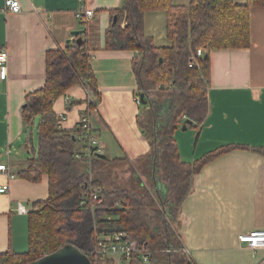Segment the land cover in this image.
Wrapping results in <instances>:
<instances>
[{"label":"crops","instance_id":"crops-1","mask_svg":"<svg viewBox=\"0 0 264 264\" xmlns=\"http://www.w3.org/2000/svg\"><path fill=\"white\" fill-rule=\"evenodd\" d=\"M5 1L0 0V51L7 49L9 60L8 75L5 80L0 78V164L10 169L13 178L0 173V188L10 187L6 194L0 193V254H23L29 249L28 214L33 203L48 199L49 179L44 176L33 183L19 177L31 158L25 144L24 149L18 147L27 136L22 108L29 94L44 88L49 58L58 53L65 59L69 47L77 42L72 32L84 31L81 37L87 41L101 99L92 111L86 104V87L82 83L71 86L54 102L56 115L68 117L64 128L73 130L87 114L102 156L115 161V166L139 164L142 185L150 190L144 174L149 160L144 158L151 148L138 125L142 108L136 102L140 91L133 61L139 53L109 50L106 44L112 12L121 9L126 0H18L19 14L6 12ZM192 1L172 0V5L184 7ZM233 1L238 6L248 2ZM82 4L95 12L88 23L76 16ZM144 33L158 48L172 46L165 11L145 14ZM54 59L57 66L59 59ZM210 62L207 118L199 129L187 125L188 136L175 133L184 163H193L223 146L264 148V8L251 10V46L214 50ZM69 68L71 61L64 69ZM169 107L168 101L157 106L165 109L164 114ZM81 143L76 148L85 158ZM129 180L138 187L132 175ZM19 204L27 209L26 214L18 212ZM176 222L192 264H264V249L252 250L239 242L242 234L264 231V157L234 150L207 164L195 176ZM71 226L78 227L73 222Z\"/></svg>","mask_w":264,"mask_h":264},{"label":"trees","instance_id":"trees-1","mask_svg":"<svg viewBox=\"0 0 264 264\" xmlns=\"http://www.w3.org/2000/svg\"><path fill=\"white\" fill-rule=\"evenodd\" d=\"M256 7L264 8V0H248L244 6L235 5L233 0H193L184 7L173 6L172 0H126L121 9L112 12V25L106 33L107 49L139 53L133 61V69L140 94L144 93L149 102L144 107L141 105L138 125L151 148L144 158L149 160L146 174L151 190L134 187L130 191L108 185L104 182L108 174L106 167L114 165L115 161L94 155L90 164H82L75 156L83 155L76 148L80 128L69 131L58 127L54 102L71 86L82 83L90 90L95 103L89 102V109H94L101 99L87 41L82 38L81 44L74 42L65 59L58 53L49 58L44 88L29 94L22 108L26 134L37 129L38 148L30 149V137L25 139L31 158L26 169L19 173L20 178L33 183L47 176L49 197L33 203L28 214V251L1 253L0 264H28L68 243L85 253L97 234L112 231L129 232L146 248L145 253L150 255L148 264H192L183 252L176 221L195 176L207 164L231 151L248 150L264 157V148L223 146L193 163H184L175 133L183 120L185 125L192 121L191 127L197 129L203 125L209 109L210 54L214 50L251 46V10ZM150 11L167 13L170 48L156 47L145 35L144 16ZM198 50H202V58H196ZM54 57L59 59L57 66ZM192 57L196 62L190 67ZM70 61L72 74L64 79L63 71ZM159 85L169 88L158 90ZM156 92H166V95L155 100ZM165 101L170 104L166 114L165 109L157 108ZM144 115L148 116L147 120H143ZM81 144L85 151L86 143ZM93 188L102 190L99 195L102 202L91 215L86 207L80 206V198L90 195ZM118 202L122 203L120 208L116 206ZM72 222L78 227L71 226ZM159 224L165 230L158 233ZM169 248L176 252H164ZM142 256L139 250L130 264H145Z\"/></svg>","mask_w":264,"mask_h":264},{"label":"built area","instance_id":"built-area-1","mask_svg":"<svg viewBox=\"0 0 264 264\" xmlns=\"http://www.w3.org/2000/svg\"><path fill=\"white\" fill-rule=\"evenodd\" d=\"M85 2L86 0H82ZM4 10L8 13L19 14L22 12L21 4L18 0H6L4 4ZM77 18L81 21L88 23L95 16V12L88 8L86 5H81L80 10L77 12ZM204 56L202 50L197 51L196 58H202ZM8 60L9 53L7 49H2L0 51V78L5 80L8 75ZM196 62L195 57L190 60V67H193ZM162 86H160L161 88ZM89 102L95 103L94 98L90 90L86 89V104ZM138 105L141 104L140 96L136 98ZM70 101L67 102L69 104ZM96 109V105L95 108ZM94 109H91L92 111ZM90 112V111H88ZM87 114H83L78 126L80 128V135L77 139L79 142L84 141L87 145L85 152V158L81 153H77L75 156L79 161H85L86 164H90L92 157L94 155H103V149L97 136L91 127L90 117ZM68 121L67 115H60L58 117V127L60 129H65L64 126ZM87 159V160H86ZM0 173L6 174L7 176L13 178L10 169L4 165L0 164ZM9 185H3L0 188L1 194H6L9 191ZM100 188H93L90 195H83L80 198V206L86 207V209L94 211L98 203H101L100 199ZM121 202L116 204L117 207H121ZM18 212L21 214H26L27 209L22 205H18ZM239 242L245 244L248 248L252 250L264 249V231H251L239 236ZM141 250L143 256V263L148 264L150 261V255L145 253L146 248L141 247L139 243L134 240L131 234L127 231H112V232H102L96 235L94 243L92 246L85 251V254L90 258L92 264H130L133 256ZM166 253H175L176 250L171 248L165 251ZM183 252L191 260L190 251L183 245Z\"/></svg>","mask_w":264,"mask_h":264},{"label":"rangeland","instance_id":"rangeland-1","mask_svg":"<svg viewBox=\"0 0 264 264\" xmlns=\"http://www.w3.org/2000/svg\"><path fill=\"white\" fill-rule=\"evenodd\" d=\"M63 72H64V77L63 78L66 79L67 77H69L72 74V68L66 69V71H63ZM168 88H169L168 85H166L164 87H161V88H160V85L157 87L158 90H160V89H168ZM165 95H166V92H156L153 98L155 100H158V99H162ZM163 103L164 102H160L158 104V106L160 104H163ZM144 106L145 105H143L142 107H144ZM147 119H148V116L147 115H144L143 116V120H147ZM183 125H184V123H183ZM190 128H191V130L194 129L192 127H190ZM191 130L190 131H187V130H184L183 128L179 127L178 130H176V132L180 131V134H184L183 136H188L191 133ZM27 137H30V138H28L29 139L30 149L34 148L35 150H37V148H38V138H37V129L36 128L31 129L27 133V136L19 144L18 147H20L21 149H24V144H25L24 141H25V139ZM175 138H176V134H175ZM24 153H25L26 156L28 155L27 152L24 151ZM116 167H118V170H119V168H121L122 169L121 170L122 172L118 171L117 169H114ZM138 168H140V170L142 171V168H141V166L139 164L138 165H136V164L135 165H132V164H130V165L123 164V165H119V166L118 165L117 166L110 165L108 168H106V171L108 172V174L106 175L107 177L104 180V182L108 183V185L114 184V186H119L121 188L128 189V190L131 191L132 188H134V185L132 183H130V180H129L130 176L132 175V177L138 183V185H137L138 187L137 188H139V190H142V189L147 190V188L142 185V179H141V177L144 178V176L142 175V172L140 170H138ZM123 169H125V170H123ZM124 171H126V172H124ZM109 172L111 174H109ZM144 174H145V177L147 178V180H149L148 174H146L145 171H144ZM169 223H172L171 219H170ZM171 225H173V224H171ZM164 230L165 229H163V227L161 226V224H159L158 229H157V232L159 233V231H164ZM176 230L179 231V228L176 227Z\"/></svg>","mask_w":264,"mask_h":264},{"label":"water","instance_id":"water-1","mask_svg":"<svg viewBox=\"0 0 264 264\" xmlns=\"http://www.w3.org/2000/svg\"><path fill=\"white\" fill-rule=\"evenodd\" d=\"M83 30H78L72 32L74 37H78L77 42L82 43ZM207 58V57H206ZM140 100L142 105H148L149 102L145 100V94H140ZM192 121H188L183 127L184 130L187 129V125H192ZM28 264H92L90 258L75 244L68 243L64 247L54 251L42 258L30 262Z\"/></svg>","mask_w":264,"mask_h":264}]
</instances>
